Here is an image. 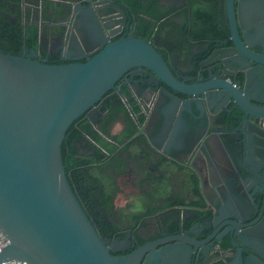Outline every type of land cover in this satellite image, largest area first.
I'll return each instance as SVG.
<instances>
[{
  "label": "water",
  "instance_id": "95a60500",
  "mask_svg": "<svg viewBox=\"0 0 264 264\" xmlns=\"http://www.w3.org/2000/svg\"><path fill=\"white\" fill-rule=\"evenodd\" d=\"M63 3L81 21L82 48L64 49L56 62L38 59L40 53L26 46L21 55L0 51V235L6 240L0 263L206 264L202 247L225 238L231 254L224 264H264V0L224 1L230 47L218 52L217 70L208 67L202 79L200 64L195 77L181 76L147 41L132 35L111 41L118 28L104 24L96 10L106 0ZM255 20L259 26L243 25ZM129 72L141 87L169 99L156 140L162 153L182 144L183 113L200 121L201 139H219L235 125L227 134L232 149H224L234 181L212 184L219 203L200 225L203 236L190 229L139 246L130 232L103 239L66 181L60 154L66 130L82 116L94 125L99 105L122 92L123 85H115ZM234 72L242 76L237 86L227 79ZM220 123L226 127L215 129ZM204 143L194 142L188 153L195 158Z\"/></svg>",
  "mask_w": 264,
  "mask_h": 264
},
{
  "label": "flooded vegetation",
  "instance_id": "af4514ba",
  "mask_svg": "<svg viewBox=\"0 0 264 264\" xmlns=\"http://www.w3.org/2000/svg\"><path fill=\"white\" fill-rule=\"evenodd\" d=\"M38 1H41V3H38ZM64 1L70 2L71 4L75 2H81V4H83L90 3L92 1L95 2L97 0H20L19 10L20 18L23 21V28H33L35 30L36 48L34 50L40 53V56L37 55L38 59L43 60L44 56L48 62H56L58 61V55H61L62 57L65 56L64 49H67L68 52L74 51L76 49L82 48V46L86 44L85 31L80 27V19L75 18L71 14V12L73 11L72 5H65L63 3ZM224 1L225 0H199V3L202 2L205 8H208L209 10H212V12H214L217 22L220 25L218 26V29H227L226 17L224 12ZM191 2V0H159L158 3L166 9L176 6L177 11L184 10V17L187 20L191 11ZM57 5L61 7V11H58V9H56ZM36 6L37 8H39V22H41V25H25L22 11L23 13H25L24 9H26L27 7L35 10ZM45 10H47L46 13L48 15L47 21L43 19V16H40V14H44ZM52 10L56 11V13H54L53 15ZM96 10L101 16V19L104 20V24L112 28H118L115 32V36L111 39V41H114L120 37L125 38L129 35H132L135 38L147 41L150 44L153 43L155 33L151 34L149 39L146 37L141 38L140 35L135 33L136 27L132 22L133 16L128 15V13L122 7L120 0H106V3L96 6ZM121 18L124 19L123 23L121 22ZM172 18L173 20H178V17L176 18V16H173ZM259 23L260 22H258V20H255V23L243 25L259 26ZM189 26L193 25L190 23ZM181 29L182 28H179L176 33L167 30L164 31L163 35H161V33L160 35L157 34L158 44L156 46H152L155 49H160V47L158 46L159 44L165 45L167 43H171L172 46H175L173 43H177L181 47L183 41L189 45L188 46L185 44L184 47L186 51L183 54H181L179 50H175L177 49L175 47L172 48L171 51H166L165 53L167 63L170 67L178 71L179 75L183 74V76L186 75L195 77L196 71L200 69L199 64L202 68V72L198 76L200 79L206 76L204 70L208 67L217 70V63L215 61L220 58V54H218V52L221 53L222 50H227L230 47L229 42H226L228 38V29L227 36L224 39L219 35L212 36L213 34H208L207 36H205V38H202L200 40H193L188 38L186 35H184L183 32H181ZM152 31L156 32L155 28H152ZM169 32L172 34L169 35ZM47 39H50V42H48ZM22 48L20 51H17L15 55H21ZM51 56H56L57 58L49 59V57ZM169 57H171V59ZM221 70H223L222 66ZM227 79L232 80L237 86V83L242 79V76L239 72H234L232 79ZM139 81V77L133 72H129L128 74L123 76L115 85L116 87H118L120 84H122V92L117 94V90H115L106 94L109 95L114 93L117 95L116 97L108 99L104 104L99 105V108L102 110L99 111L97 121L94 125H91L87 121L83 120V116L76 120L75 126H79L80 124L84 123L85 125L90 126L92 130H94L97 135L100 136V138L111 148V151L109 152L106 150H101V152L106 157H108V159L106 160V162H104V164L100 165L93 171V173L97 175L98 172H100L101 168L104 165L108 164L114 158V156L118 154H126L127 151L132 149V147L135 148L139 146V143H144V146L149 149V152L152 155L161 154L165 157H169L171 156L173 150L181 152L190 151L192 145L195 142L191 140L194 139L193 137H191L192 130L196 129V132L192 135H196L198 134L197 132H200L199 136H197H202V128L199 123L200 121L196 122L189 115L183 113L182 117L186 121L187 125L185 133H189V135H184V138H187V143L183 141L181 145L169 144L166 147L168 155L162 153L161 149L164 147V145L159 144V142L156 140L159 127L162 122V115L160 114V110H162L169 99L166 95L159 93L157 91L158 89H152L151 91L148 90V88L141 87L138 84ZM166 91L182 99V96L177 95L168 89H166ZM129 99H132L134 101L133 105L129 103ZM126 100L127 102L125 103L124 101ZM116 103H119V105L122 107L123 112L114 113L112 115L111 125L107 127L106 130L101 129L103 121L111 115V108ZM134 107H137L138 113H135L133 111ZM138 114L143 116V121H141V123L137 122L136 118ZM232 114L237 115L235 111H232ZM114 126L117 127V129H115L117 131H113ZM223 126L226 127L225 124L220 123L214 128L218 129ZM234 127L235 125L233 127H230L228 125L226 129L224 128L225 130L223 132L218 133L219 139L215 138V136H212V134H204L203 137H207V139L205 140L206 145L204 144L202 151L209 152V150L212 149L213 143L211 140L213 138L215 140V143L217 144H213V148L220 150L223 155L226 154V159L230 161V157L229 155H227V153H225L224 149H232L233 139L231 137H228L227 134L230 133V129H233ZM219 177L220 178H218L216 184H219L221 182H225L227 185L229 183L231 184L234 181L232 167H229L228 170H225V173H222L221 171ZM98 185V188L91 187V189H94V191L89 197L85 196V190L79 192L74 188L72 193L78 203L81 205L87 217L90 219L92 226L98 229L99 234L103 239H122L127 233L130 232V239L132 240V243H134V241L136 240L138 241V244H134V246H139L143 243L153 240L164 239L168 236H174L175 234H182L183 231H188L190 229H192V233H197V237L203 236L204 232L201 231L200 225L208 217L207 213L210 210V207H212V205L215 206L219 203V200H215V197L213 195L212 198L207 199L203 203H196L194 208L196 211L191 210V212L187 213L185 211V214L177 220H163L161 222L152 221L150 223H145L144 225L136 224L137 222H139V220H137L135 221L136 223L127 226L124 229L123 227L121 228L120 226H118V224L113 221L111 215L106 212V206L111 203V200L104 197V194L102 192L103 190L100 184ZM98 201H102L101 207L97 205ZM193 204L189 206V209H193ZM104 222H107L111 225V230H106ZM219 239L218 242L214 243L210 249H208V247H202V251H204L202 263L205 262L206 264H224V262H226V258L231 254V250L228 247L225 238H222L220 240ZM155 249L157 250L158 248ZM126 253L128 252L119 254L124 255ZM120 255L116 254L114 256ZM155 264H160V260L155 262Z\"/></svg>",
  "mask_w": 264,
  "mask_h": 264
},
{
  "label": "crops",
  "instance_id": "0c3cea01",
  "mask_svg": "<svg viewBox=\"0 0 264 264\" xmlns=\"http://www.w3.org/2000/svg\"><path fill=\"white\" fill-rule=\"evenodd\" d=\"M24 10L25 13L22 11V15L25 25H41L37 6L35 10L29 7ZM46 11L40 16L47 21ZM172 23L174 26H165L161 35L167 30L176 33L181 28L177 26L180 24L179 18L178 20L172 18ZM171 34L169 32V35ZM47 40L50 42V39ZM173 44L177 48L175 50H179L181 54L186 51L184 47L186 42L183 41L181 47L177 43ZM162 45H158L160 49L165 46ZM115 129L116 126L113 131H117ZM195 132L196 129L191 131V137L194 138L191 140L205 142L207 137L199 138L200 132L192 135ZM184 135L189 133H183L182 143L183 141L187 143ZM211 141L216 144L213 138ZM213 144L209 152L202 151L195 158L188 152L175 150L169 157L161 154L152 155L144 143L132 147L126 154L114 156L101 168L98 175L95 174L104 197L111 200L106 206V212L118 226L125 229L137 220L139 222L136 224L142 225L152 221H174L181 218L185 211L186 213L196 211L195 205L193 209H189V206L212 198V184H216L221 171L225 173V170L232 167L225 157L226 154L223 155L220 150L214 149Z\"/></svg>",
  "mask_w": 264,
  "mask_h": 264
},
{
  "label": "trees",
  "instance_id": "16d2710c",
  "mask_svg": "<svg viewBox=\"0 0 264 264\" xmlns=\"http://www.w3.org/2000/svg\"><path fill=\"white\" fill-rule=\"evenodd\" d=\"M191 1L190 15L186 20L184 10L177 11L176 6L168 9L163 8L158 3L159 0H120L128 15L133 16L132 22L136 27V34L140 35L141 38L146 37L149 39L150 35L155 33L151 45L156 46L158 44L157 34L160 35L165 26H174L172 23L173 16L180 19V24L177 26H182L181 32L190 39L200 40L208 34H213L212 36L219 35L223 39L226 38L227 29H218L220 25L214 12L205 8L202 2L199 3V0ZM19 3L20 0H0V51L2 53L15 55L23 45L28 49L36 48L35 30L33 28H23ZM190 23L193 26H189ZM152 28H155L156 32L152 31ZM174 47L171 43H167L162 49L156 48V51L167 63L165 53L171 51ZM56 58V56L49 57V59ZM129 103L133 105L134 101L129 99ZM133 111L138 113L137 107H134ZM120 112H123V110L119 103L113 105L110 111L111 115L103 121L101 129L106 130L111 125L112 115ZM136 119L137 122L141 123L143 116L138 114ZM75 123L76 121L68 127L65 132L66 140L61 143V162L71 191L74 188L79 192L85 190V196L89 197L94 191L91 187L98 188L99 186V180L93 171L108 159L101 150L109 152L111 148L90 126L85 125V123L75 126ZM101 203L102 201H98L97 205L101 207ZM104 225L107 231L111 230L112 227L109 223L104 222Z\"/></svg>",
  "mask_w": 264,
  "mask_h": 264
},
{
  "label": "built area",
  "instance_id": "2783aa9c",
  "mask_svg": "<svg viewBox=\"0 0 264 264\" xmlns=\"http://www.w3.org/2000/svg\"><path fill=\"white\" fill-rule=\"evenodd\" d=\"M6 245V240L4 239V237H2L0 235V250ZM0 264H19L18 262L15 261H5V262H1Z\"/></svg>",
  "mask_w": 264,
  "mask_h": 264
}]
</instances>
